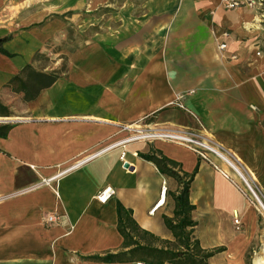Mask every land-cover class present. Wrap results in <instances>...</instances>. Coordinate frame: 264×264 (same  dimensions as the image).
<instances>
[{
  "label": "crops",
  "instance_id": "obj_1",
  "mask_svg": "<svg viewBox=\"0 0 264 264\" xmlns=\"http://www.w3.org/2000/svg\"><path fill=\"white\" fill-rule=\"evenodd\" d=\"M226 2L0 0V49L9 54L0 51V127L10 126L0 136V264L158 263L138 247L176 242L165 217L174 218L181 187L142 157L149 154L194 174L192 235L203 249H221L209 264L264 256L262 215L220 170L236 180L234 172L177 143L120 145L41 184L122 141L125 126L152 123L204 130L264 188V10ZM28 65L58 76L29 101L12 83L26 80ZM163 186L165 201L151 214ZM107 187L116 193L100 203ZM50 213L58 223L45 222Z\"/></svg>",
  "mask_w": 264,
  "mask_h": 264
},
{
  "label": "built area",
  "instance_id": "obj_2",
  "mask_svg": "<svg viewBox=\"0 0 264 264\" xmlns=\"http://www.w3.org/2000/svg\"><path fill=\"white\" fill-rule=\"evenodd\" d=\"M256 0H227L226 7L228 9H234L237 7H240L241 5L247 4L250 6L256 5ZM220 49L224 50L226 49V44L223 43L220 45ZM261 52H257V55H260ZM182 99V97L177 99V106L180 109H184L185 107L179 103V101ZM193 115V114H192ZM193 117L197 120L199 125H202L200 120L193 115ZM135 126H139V128H135ZM124 129L129 132V136L125 137L122 141L116 142L113 144H110L106 148L100 150L97 152L94 156L88 157L85 160H81L71 168H68L66 171L62 172L59 175L52 176L50 178H43L41 180V184L45 186H50L60 175H63L70 170L84 164L85 162L89 161L93 157H95L98 154L105 153L107 151L113 150L114 148L120 146V145H126L129 143H135V142H153L157 140L162 141H168L177 143L183 146H186L187 148L191 149L193 152H195L202 160L207 161L211 163L210 156H216L217 158L221 159L237 176V179L231 177V175L223 170H220L223 175L230 179L236 187L239 189V191L247 198L248 202L256 206V208L259 210L260 214L262 215V218L264 220V193L261 188V186L257 183L255 180H251L249 178V174L244 168L243 163L240 159H238L231 151L227 150L224 146H222L220 143L216 142L212 138H210L206 133L203 131H194L189 129H166V128H159L156 126V124L152 123H139V124H133L125 126ZM126 153L123 152L121 159L122 161H125ZM217 169H219L216 166ZM252 175V174H251ZM167 192V187L163 186L162 195L163 198L159 201V203L153 208L151 211V214H154L157 208L161 205H163L165 201V195ZM116 191L112 187H107L96 196V199L100 203H106L108 200H110L114 195ZM234 225L237 230L241 229L242 222L240 219V216L237 211L234 212ZM60 220V216L54 213L47 214L45 217V222L48 225L58 223Z\"/></svg>",
  "mask_w": 264,
  "mask_h": 264
},
{
  "label": "trees",
  "instance_id": "obj_3",
  "mask_svg": "<svg viewBox=\"0 0 264 264\" xmlns=\"http://www.w3.org/2000/svg\"><path fill=\"white\" fill-rule=\"evenodd\" d=\"M0 51L9 55L5 50ZM26 80L19 76L12 80V83H18L20 91L25 92V99L32 100L36 98L38 91L52 85L56 79V73H43L36 71L32 66H27L24 70ZM10 129V126L0 127V136H3ZM143 158L156 164L160 172L167 177L174 178L180 185L181 189L178 194H174L176 203L174 218L165 217L166 226L174 233L176 242H169L170 248L158 249L150 247H138V250H148L154 254L160 264L162 261H168L174 264H209L210 258L221 252V249L206 250L200 245L199 240L195 239L193 228L196 225L191 218V213L195 207L190 203V185L193 181L194 174L191 176L180 175L175 170L177 164L164 157L156 154L142 155ZM121 213V207L119 208ZM120 232L128 239L129 234L122 228L120 222ZM118 255H107L104 259L113 261Z\"/></svg>",
  "mask_w": 264,
  "mask_h": 264
},
{
  "label": "rangeland",
  "instance_id": "obj_4",
  "mask_svg": "<svg viewBox=\"0 0 264 264\" xmlns=\"http://www.w3.org/2000/svg\"><path fill=\"white\" fill-rule=\"evenodd\" d=\"M257 2L256 3H258V4H260V7L264 10V0H256ZM257 5V4H256ZM70 34H69V38H70ZM44 64H46V63H44ZM249 176V175H248ZM249 178H251L250 176H249ZM251 180H253L252 178H251ZM257 183L260 185V183L257 181ZM173 185L174 186H177V182H175V181H173ZM261 186V185H260ZM261 188H262V190L264 191V188L261 186ZM261 252H263V250H261ZM258 257V256H257ZM257 257L255 258V260L257 259ZM259 257H264L263 255H260ZM254 260V261H255Z\"/></svg>",
  "mask_w": 264,
  "mask_h": 264
},
{
  "label": "bare ground",
  "instance_id": "obj_5",
  "mask_svg": "<svg viewBox=\"0 0 264 264\" xmlns=\"http://www.w3.org/2000/svg\"><path fill=\"white\" fill-rule=\"evenodd\" d=\"M135 128H139V126H135ZM259 257V256H258ZM255 264H264V260L262 258H257L255 260Z\"/></svg>",
  "mask_w": 264,
  "mask_h": 264
}]
</instances>
